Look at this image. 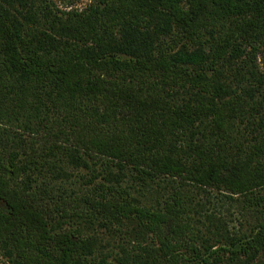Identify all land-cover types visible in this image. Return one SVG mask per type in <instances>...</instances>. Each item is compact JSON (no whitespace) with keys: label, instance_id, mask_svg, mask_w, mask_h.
I'll list each match as a JSON object with an SVG mask.
<instances>
[{"label":"trees","instance_id":"16d2710c","mask_svg":"<svg viewBox=\"0 0 264 264\" xmlns=\"http://www.w3.org/2000/svg\"><path fill=\"white\" fill-rule=\"evenodd\" d=\"M61 26L44 52L0 11V246L12 264H220L226 255L244 264L264 249L263 212L247 240L201 251L180 197L193 185L263 203L264 74L253 62L264 0H99ZM204 31H221L210 49L185 48ZM165 34L183 44L153 60ZM136 70L160 76L145 83ZM246 116L253 133L237 143L231 128ZM64 160L115 165L139 183L168 177L177 189L159 209L106 181L78 195L58 181ZM95 220L130 225L135 251L118 263L94 258L82 228Z\"/></svg>","mask_w":264,"mask_h":264},{"label":"rangeland","instance_id":"374dc122","mask_svg":"<svg viewBox=\"0 0 264 264\" xmlns=\"http://www.w3.org/2000/svg\"><path fill=\"white\" fill-rule=\"evenodd\" d=\"M98 1L0 0V11L8 17L12 24L16 25L21 35L27 34L31 48L53 53L51 39H54V41L61 40L62 37L59 36L62 29L61 25L68 22L74 13L82 12ZM228 28V23H225L221 31H227ZM221 31H218V33H221ZM218 33L211 37L209 31H204L198 39V44L194 43L195 45L191 46L188 43L185 48L189 50L197 48L208 50L211 45H214V38ZM117 35L118 32L114 36ZM108 43H110L108 37H102L98 41L99 46L101 45L105 48H108ZM170 43L168 34L156 37L153 42L152 59H157L161 51H164L167 56L183 44V42H178L176 45ZM91 46L95 47V44L91 43ZM170 46L172 47L169 48ZM117 56L120 59H127V56L124 55L117 54ZM253 64L264 74L263 48L258 50ZM217 69H220L219 72L222 75H230L226 65H220ZM136 72L138 74L134 79L137 81L144 80L145 83L156 81L155 79L160 76L159 72L149 73L146 71L139 72L138 70ZM250 121H252V118L249 116L244 117L242 121H235V125L231 130L232 135L237 139V143L242 144L251 138L253 132L248 125ZM62 163L66 173L58 181L67 190L78 195L91 191L97 183H114L113 185L123 187L125 192L137 199L141 205L159 209L163 200L171 193L172 187L177 189V185L168 177H159L153 182L139 183L129 173L128 169H124V176H122L123 174H120L121 172L117 170L115 165L106 164L105 162L88 161L87 167L72 166L66 160ZM180 193V197L185 203L184 212L189 216L197 233V245L200 247V244H203L206 247H212V251H217L224 244L228 246L229 242L234 239L238 240V244H240L250 238L255 232L253 230L255 229L254 227L262 219L264 212V200H262L263 203L261 205H257L255 200H251L248 203L242 197L233 196L235 198L230 199L225 196L226 194H220L214 190L201 189L193 185L182 186ZM259 194H264V191L255 193V196ZM2 209L3 205L0 203V210ZM66 222L77 228L80 225L74 221L71 223L69 221ZM128 226H102L101 223H97V220L92 224L85 225L82 231L92 240L93 257L97 260L105 258L106 261L111 263H118L117 260L124 257V252L131 255L137 247L134 241L135 229H131L130 225ZM200 248L202 251V247ZM252 254L254 255L248 261H245L244 264H264V249L257 248V252ZM227 257L228 255L224 256L220 264H237L227 259ZM242 259H244L243 256ZM12 260L13 256L0 246V264H12ZM128 264H131V262Z\"/></svg>","mask_w":264,"mask_h":264}]
</instances>
